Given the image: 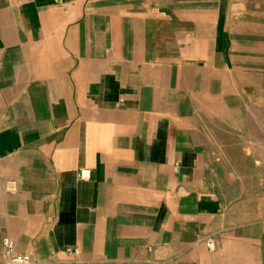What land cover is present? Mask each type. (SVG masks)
I'll list each match as a JSON object with an SVG mask.
<instances>
[{
  "label": "crops",
  "instance_id": "obj_1",
  "mask_svg": "<svg viewBox=\"0 0 264 264\" xmlns=\"http://www.w3.org/2000/svg\"><path fill=\"white\" fill-rule=\"evenodd\" d=\"M5 237L35 264H264V0H0Z\"/></svg>",
  "mask_w": 264,
  "mask_h": 264
},
{
  "label": "built area",
  "instance_id": "obj_2",
  "mask_svg": "<svg viewBox=\"0 0 264 264\" xmlns=\"http://www.w3.org/2000/svg\"><path fill=\"white\" fill-rule=\"evenodd\" d=\"M78 176L82 180H88L91 176V171L90 169L82 168L80 169ZM205 242L210 250H214L216 248L213 236H207L205 238ZM2 245L3 254L2 258L0 259V264H35L31 252L19 251L13 238L5 237L2 240ZM67 251L73 254L78 253L77 249H68Z\"/></svg>",
  "mask_w": 264,
  "mask_h": 264
}]
</instances>
